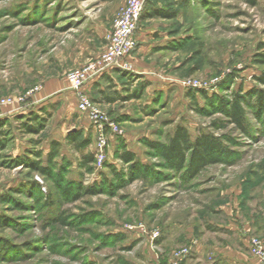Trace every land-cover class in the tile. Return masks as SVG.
Returning a JSON list of instances; mask_svg holds the SVG:
<instances>
[{
	"label": "rangeland",
	"instance_id": "rangeland-1",
	"mask_svg": "<svg viewBox=\"0 0 264 264\" xmlns=\"http://www.w3.org/2000/svg\"><path fill=\"white\" fill-rule=\"evenodd\" d=\"M125 2L0 0V98L24 97L38 88L20 103L0 106L12 136L2 153L33 158L30 152L41 149L45 159L50 139L56 138L64 157L46 177L23 165H0V264H168L175 250L192 244L193 251L197 240L205 246H236L235 231L225 239V222L236 218V206L263 196L264 113L245 108L250 129L242 133L201 93L193 99L196 89L187 83L202 84L198 89L209 96L229 98L240 89L264 90L256 80L264 76L258 60L264 58V0L255 5L248 0H151L154 12L162 14L140 20L137 33L153 29L152 45L141 51L136 43L129 62L132 71H146L168 85L150 96L149 82L125 71L132 75L122 101L95 102L123 132L109 131L102 148L92 124L87 131L73 127L79 113L72 100H60L69 88L67 74L104 50ZM41 99L47 101L41 115L50 113L43 129L19 132L20 121L12 117L38 111ZM178 124L192 137L199 131L220 136L232 155L193 176L185 166H170L158 145L167 144ZM73 130L89 140L82 153L65 139ZM124 138L148 171L131 172L116 158ZM87 152L93 155L92 172L79 166ZM71 182V193L65 194ZM91 188L97 190L87 194Z\"/></svg>",
	"mask_w": 264,
	"mask_h": 264
},
{
	"label": "trees",
	"instance_id": "trees-1",
	"mask_svg": "<svg viewBox=\"0 0 264 264\" xmlns=\"http://www.w3.org/2000/svg\"><path fill=\"white\" fill-rule=\"evenodd\" d=\"M248 2L252 5L256 4V0H248ZM150 4L151 0H147L144 10H146V6ZM155 14L162 13L154 11L149 13L150 16H154ZM258 60L264 63V58ZM256 80L260 84L264 85V76H258L256 77ZM197 92L201 93V96L204 98L206 103L214 108L215 111L223 113L226 123L233 124L234 127L242 133H248L250 129L245 108L250 106L256 107L259 108L261 113H264V90L260 88L252 87L247 91L240 89L239 91L233 92L231 98L223 95L209 96L204 91L196 89L192 91V93L190 92L193 99ZM194 109L197 112H201L203 108L199 105H195ZM45 110V107L41 106L38 111L29 109L26 113L14 115L12 118L16 119L18 122L20 121L16 125L17 130L26 134L39 133L46 123L47 116L50 114L48 113L46 116H42L40 112ZM6 122L7 118L0 117V165H23L28 168L29 172H36L44 177L50 176L51 172L55 169L56 163L58 167L61 166L60 164L64 160V157L61 156L62 143L56 139L50 140V147L45 155V159H42L43 153L41 149H34L30 152V154L33 155V158L26 153L16 156L2 153L7 148L8 141L12 137L11 127L10 125L7 127ZM217 128H222V126L219 125ZM79 136L80 132L73 130V132L69 133L65 139L68 142H71L73 146L82 153L89 145V140ZM223 138L229 141L231 140V138L226 136ZM37 144L38 141H34V145ZM119 144L120 150L119 153H115V156L122 162L129 164L131 172H141L142 170L148 171L150 169L149 166L140 165L138 163L135 154L127 148L122 139H119ZM158 150L161 157H163L170 166H173L176 169H181L185 166L186 171L190 176L195 175L209 164L225 160L233 153L228 145L223 143L220 136L199 131L198 134L192 137L188 129L180 124L176 125L171 137L168 139L167 144L158 145ZM56 159H58V161H56ZM93 161L94 159L91 152L84 153L79 161V166L86 172H92L93 167L91 164ZM109 167H111L115 175L119 174V171H116L115 167L112 165H109ZM96 188L86 189L85 191L87 194H92L95 190H97ZM71 190L72 182L63 189V192L67 194L71 193ZM79 193L80 191L75 192L74 199L78 198ZM58 220L62 219L59 218ZM1 226H3V216L0 214V227Z\"/></svg>",
	"mask_w": 264,
	"mask_h": 264
},
{
	"label": "crops",
	"instance_id": "crops-1",
	"mask_svg": "<svg viewBox=\"0 0 264 264\" xmlns=\"http://www.w3.org/2000/svg\"><path fill=\"white\" fill-rule=\"evenodd\" d=\"M153 7L154 6H151V4L146 6V10H144V13L140 20H148L149 17H151L149 13L154 11ZM153 32V29L144 27L139 30V33H136V43L138 45V50H146L147 48H149L150 45H152L149 43L148 38L149 34H153ZM132 72L139 73L141 77L144 78L145 82H149V86H151L152 89H148L149 91L147 92L150 96L154 90H164L165 86L168 85L161 78L153 76L152 74L146 71ZM131 75L132 74L129 72L111 69L110 71L98 77L97 79L87 83L86 90L88 91L91 99L99 105H114L122 101V98L125 97L127 92H124V87H127L126 84L129 80L128 78ZM65 88L66 90H69H65L61 93L60 100L62 101L64 98H66L68 102L72 100L73 103L70 102V105H73L74 111L79 113V119L76 120V123L73 125V127L77 126V129L87 131L88 129H90L91 126L90 121L88 120L85 114H82L77 111L76 97L71 88H68L67 86H65ZM131 98L132 97H129L127 99L130 100ZM40 101H43V103L37 105L38 108L43 106V104L47 102L45 99H41ZM145 102L148 103L150 101L147 100ZM91 128V131L95 134L94 127L92 126ZM128 142L129 140H126L124 138V143L128 145ZM128 149L131 150L130 148ZM131 151L134 152L133 150ZM12 155L16 156L19 155V153L15 152ZM262 194L263 196L260 197V199H258L256 203H252L251 201L248 202V204H246L245 206L241 205V207L239 206V208L238 206H236V218H232L231 221H229L228 219V221L225 222L224 228L228 230V232L224 234L225 239L229 240V230L233 231V233L235 231L236 234L234 233V235L236 238H238L236 246L229 247V244L221 247H218L214 244H210V246H205V244H203V241L197 240L192 253L188 257V259L182 264H254L255 259L251 255L249 250V239L251 236H257L264 241V191ZM246 208L248 211H245ZM239 212H241V214H239ZM237 219H239V221ZM219 227H222V225H219Z\"/></svg>",
	"mask_w": 264,
	"mask_h": 264
},
{
	"label": "built area",
	"instance_id": "built-area-1",
	"mask_svg": "<svg viewBox=\"0 0 264 264\" xmlns=\"http://www.w3.org/2000/svg\"><path fill=\"white\" fill-rule=\"evenodd\" d=\"M147 0H126L125 4L119 9L114 17L111 30L106 36V45L104 50L96 57L90 59L81 67L72 69L67 74L69 87L76 97L77 111L85 114L97 132L98 146L102 148L106 144L107 133L110 131L115 134H123L106 112L100 109L91 99L86 84L97 79L111 69L120 71H132L129 62V56L136 46V33L138 23L143 14ZM190 88L198 89L202 84L197 82H188ZM35 87L28 91V94L36 91ZM24 97H2L0 106L13 105L22 102ZM156 236L157 233H152ZM195 245V243H194ZM193 245H188L175 250L172 253V260L168 264H182L192 253ZM249 250L255 259L254 264H264V241L251 236L249 239Z\"/></svg>",
	"mask_w": 264,
	"mask_h": 264
}]
</instances>
